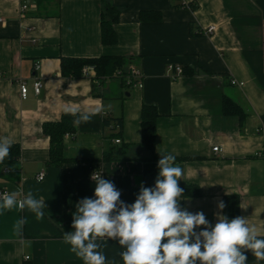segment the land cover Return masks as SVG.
<instances>
[{
    "label": "crops",
    "instance_id": "crops-1",
    "mask_svg": "<svg viewBox=\"0 0 264 264\" xmlns=\"http://www.w3.org/2000/svg\"><path fill=\"white\" fill-rule=\"evenodd\" d=\"M111 2L120 10L115 44L101 39L102 0H52L42 7L33 0H0V138L21 147L16 165L0 166V191L31 190L47 205L42 220L27 209L0 213V264H84L69 250L64 232L74 231L76 203L93 197L94 171L115 184L121 200L135 202L150 154L142 143L143 103L155 104L160 114L156 150L180 158L178 183L199 186L200 194L179 198L180 206L203 212L215 225L218 203L237 193L240 216L264 239V0H182L195 9L176 5L178 0ZM23 3L29 6L25 13ZM143 10L160 17L142 19ZM209 26L215 27L210 34H192ZM100 55L126 56L125 70L137 71L143 85H123L119 77L97 80L92 69L79 77L62 75L63 56ZM170 64L181 66L182 74L174 77ZM20 81L28 86L26 98ZM225 98L240 105L243 118L224 112ZM69 104L103 111L66 133L68 159L50 164L43 124L60 120ZM108 116L122 117L115 137L120 142L109 137ZM115 144H127L126 158L103 159ZM21 217L27 223L17 235L13 226ZM98 242L107 261L124 264L118 240ZM245 255L246 264H264L251 251Z\"/></svg>",
    "mask_w": 264,
    "mask_h": 264
},
{
    "label": "clouds",
    "instance_id": "clouds-1",
    "mask_svg": "<svg viewBox=\"0 0 264 264\" xmlns=\"http://www.w3.org/2000/svg\"><path fill=\"white\" fill-rule=\"evenodd\" d=\"M63 111L73 117V126L79 127L103 109L81 110L69 104ZM12 144L10 137L0 138V163L9 157ZM159 154L155 185H141L132 204L120 199L121 191L101 172L91 174L95 183L93 197L76 203L71 225L74 231L64 232L63 240L70 245L69 250L84 264H115L107 261L98 239L105 244L108 239L118 240L124 249L119 254L124 264H246L247 251L257 261L264 260V239L258 238L257 229L249 226L247 218L229 219L221 214L226 207L223 201L218 203L220 211L216 213L215 225L203 212L192 213L180 206L184 189L179 187L178 180L182 169L175 163L174 155ZM45 201L43 196L36 198L31 190L26 194L0 192V213L13 208L27 209L42 220ZM26 223V218H19L13 226L14 233L22 235Z\"/></svg>",
    "mask_w": 264,
    "mask_h": 264
},
{
    "label": "trees",
    "instance_id": "trees-1",
    "mask_svg": "<svg viewBox=\"0 0 264 264\" xmlns=\"http://www.w3.org/2000/svg\"><path fill=\"white\" fill-rule=\"evenodd\" d=\"M39 7L44 3L52 0H33ZM176 5L188 6L195 9L197 5L194 2L184 3L182 0ZM103 10L101 15V39L104 44H115L118 42L119 35L115 28V23L119 19L120 10L113 5L111 0H102ZM142 19L148 17L159 18L160 12L156 10L141 11ZM192 29H193V22ZM264 28V26H263ZM194 35H203V32H193ZM264 46V36H263ZM264 52V47H263ZM127 57L123 55H100L92 57L83 56H63L61 58V72L62 75L68 77H79L83 75V68L89 66L95 72V79L103 80L107 78H114L117 70L121 69L123 74L119 76L123 85L126 84L125 70ZM224 112L226 114H240L243 118L245 112L242 111L240 105L233 103L230 99H224ZM159 112L155 104L143 103L141 108V128H142V143L149 151V156L143 160V186L153 187L158 176L159 169L157 167L158 161L161 158L159 152L156 150V132L157 119ZM104 126L110 128V138H115L121 134L122 117H105ZM118 129L117 132L114 130ZM43 130L50 137V164L60 165L68 158L64 155L65 135L66 133H75V128L72 123V116L64 114L60 120L47 121L43 124ZM127 144H115L109 150L104 152L103 159L105 160H121L125 159V149ZM21 153V147L18 143H13L10 147V155L5 159L0 166L16 165ZM180 158H176L175 161ZM179 187L184 189L183 196H196L200 194L199 186L195 183H188L180 181ZM180 197V198H182ZM223 202L226 207L223 209V215L229 219L240 216V195L237 193L226 194L223 197ZM166 242V241H162Z\"/></svg>",
    "mask_w": 264,
    "mask_h": 264
},
{
    "label": "built area",
    "instance_id": "built-area-1",
    "mask_svg": "<svg viewBox=\"0 0 264 264\" xmlns=\"http://www.w3.org/2000/svg\"><path fill=\"white\" fill-rule=\"evenodd\" d=\"M28 9H29L28 4L27 3H23L21 5L20 12L21 13H25ZM3 21H4V18L0 17V22H3ZM214 30H215L214 26H209L205 30H202V31L199 30L198 32H203L205 34H210ZM90 70H91V68L89 66H85L83 68V74L88 75ZM168 70L172 73V75L174 77H176L177 75L182 74V72H183V68L181 66H174L173 64H170L168 66ZM122 74H123V71L121 69H119V70L116 71L115 76L119 77ZM233 82H235V81H233ZM126 84H128V85L138 84L139 86H142L143 84H142V81H141V78H140V74L137 71H135L134 69L130 70L128 72V74L126 75ZM41 87H42L41 80L40 79H36L35 82H34L35 92L39 93L41 91ZM20 92H21V96L23 98L27 97V95H28V86H27L25 81H20ZM120 141H121L120 138H115V142H120ZM214 150H216V151L219 150V147L215 146ZM260 153L264 154V148H263L262 152H260ZM38 177L42 178L43 177V173H40ZM4 191H7L9 193V191L7 189L1 190L0 192H4ZM26 257L28 258L29 256H26Z\"/></svg>",
    "mask_w": 264,
    "mask_h": 264
}]
</instances>
